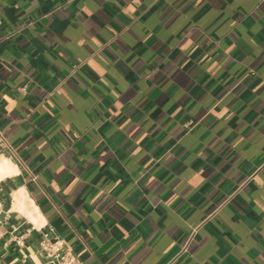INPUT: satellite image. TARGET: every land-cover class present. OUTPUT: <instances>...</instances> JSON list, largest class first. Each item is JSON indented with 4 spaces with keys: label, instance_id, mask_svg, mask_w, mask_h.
Here are the masks:
<instances>
[{
    "label": "crops",
    "instance_id": "obj_1",
    "mask_svg": "<svg viewBox=\"0 0 264 264\" xmlns=\"http://www.w3.org/2000/svg\"><path fill=\"white\" fill-rule=\"evenodd\" d=\"M0 130V264H264V0H0Z\"/></svg>",
    "mask_w": 264,
    "mask_h": 264
},
{
    "label": "built area",
    "instance_id": "obj_2",
    "mask_svg": "<svg viewBox=\"0 0 264 264\" xmlns=\"http://www.w3.org/2000/svg\"><path fill=\"white\" fill-rule=\"evenodd\" d=\"M5 147L6 141L0 130V151ZM41 247L50 255L52 264H80L76 255L64 248L61 241L50 242L48 239H45ZM185 250V246H182L179 253Z\"/></svg>",
    "mask_w": 264,
    "mask_h": 264
},
{
    "label": "bare ground",
    "instance_id": "obj_3",
    "mask_svg": "<svg viewBox=\"0 0 264 264\" xmlns=\"http://www.w3.org/2000/svg\"><path fill=\"white\" fill-rule=\"evenodd\" d=\"M6 159L2 158V161H0V177L3 176L7 170L5 168Z\"/></svg>",
    "mask_w": 264,
    "mask_h": 264
}]
</instances>
